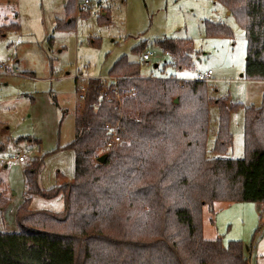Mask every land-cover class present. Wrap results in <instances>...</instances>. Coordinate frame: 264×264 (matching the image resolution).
<instances>
[{"label":"trees","instance_id":"obj_1","mask_svg":"<svg viewBox=\"0 0 264 264\" xmlns=\"http://www.w3.org/2000/svg\"><path fill=\"white\" fill-rule=\"evenodd\" d=\"M217 1L244 30L243 76L264 79V0ZM74 5L75 0H64L68 21L58 20L56 29L73 26ZM18 28L0 24V37ZM204 33L231 34L210 21L204 22ZM155 42L169 65H189L191 40ZM142 50L144 44L132 49ZM107 76L110 83L87 79L84 105L74 116L75 136L61 148L73 152L72 180L44 190L37 175L45 154L26 163L25 197L15 212L18 229L0 230V264H247L239 241L224 246L220 238L203 237L202 210L215 201L264 203V94L260 106L244 107L243 156L232 158L225 154L232 145L234 106L209 97L205 81L143 77L140 62L125 55ZM213 103L219 108L215 155L207 156ZM105 125L119 142L107 145L111 132ZM99 150L107 155L103 163L97 161ZM36 194L60 196L64 209H29ZM7 202L0 198V209Z\"/></svg>","mask_w":264,"mask_h":264},{"label":"rangeland","instance_id":"obj_2","mask_svg":"<svg viewBox=\"0 0 264 264\" xmlns=\"http://www.w3.org/2000/svg\"><path fill=\"white\" fill-rule=\"evenodd\" d=\"M80 2L75 0L73 26L56 29L58 20L68 21L64 0H0V24L19 26L0 37V65L6 63L10 70L0 72V195L8 200L0 209V230L18 229L15 212L25 197L23 170L30 159L45 154L37 175L42 189L72 180L73 152L61 148L75 136L74 116L84 105L81 89L88 78L110 83L108 71L123 55L140 62L143 77L193 80L210 72L211 78L205 81L209 97L234 106L229 111L232 145L225 156H243L244 107L260 106L264 79L240 75L245 65V33L224 3L91 0L87 13L79 8ZM205 21L223 24L231 34L206 36ZM164 37L191 40L188 66L179 69L168 64L169 56L155 42ZM140 44L144 50L133 52ZM145 52L149 60L142 61ZM218 111L217 104L209 106L207 156L215 155L211 149ZM19 154L23 161L9 160ZM29 209L57 213L64 203L60 196L36 194ZM202 235L220 238L224 246L239 241L247 264H264V203L215 201L204 206Z\"/></svg>","mask_w":264,"mask_h":264},{"label":"built area","instance_id":"obj_3","mask_svg":"<svg viewBox=\"0 0 264 264\" xmlns=\"http://www.w3.org/2000/svg\"><path fill=\"white\" fill-rule=\"evenodd\" d=\"M88 4H89V1H88V0H83L82 2L79 3V8H86ZM141 58H142L143 61L149 60V53H148V52L143 53V54L141 55ZM9 60H10V58H9ZM1 70H2L4 73H9V72H10V70L8 69V65H7L6 63H2V64L0 65V72H1ZM210 78H211V74H210V72H208V71H205V72H203V73H200V74L197 75V77H195V79H196V80H199V81H206V80H209ZM111 91H112L116 96L119 97V95H118V93H117V89L112 88ZM83 92H84V87L81 89V95H80L81 101L83 100ZM118 97H117V98H118ZM105 128H106L108 131L111 132V133H110V134H111V136H110V140H109V142L107 143V145L110 146L111 143H113L114 140H117L118 137H116L115 132H112L113 130H111L112 127H111L110 125H105ZM23 157H24L23 154H19V155H17V156H11V157L9 158V160L12 161V162H21V161L24 160Z\"/></svg>","mask_w":264,"mask_h":264},{"label":"water","instance_id":"obj_4","mask_svg":"<svg viewBox=\"0 0 264 264\" xmlns=\"http://www.w3.org/2000/svg\"><path fill=\"white\" fill-rule=\"evenodd\" d=\"M240 75L242 76L243 73H241ZM174 101L177 102V99H175ZM106 157H107L106 154H102V155H100V156L97 158V161H98L99 163H103Z\"/></svg>","mask_w":264,"mask_h":264},{"label":"crops","instance_id":"obj_5","mask_svg":"<svg viewBox=\"0 0 264 264\" xmlns=\"http://www.w3.org/2000/svg\"><path fill=\"white\" fill-rule=\"evenodd\" d=\"M0 160H2V158H0ZM0 198H2L1 195H0Z\"/></svg>","mask_w":264,"mask_h":264}]
</instances>
